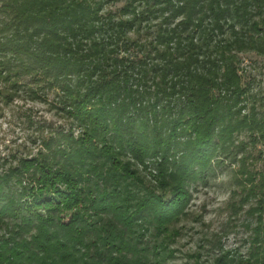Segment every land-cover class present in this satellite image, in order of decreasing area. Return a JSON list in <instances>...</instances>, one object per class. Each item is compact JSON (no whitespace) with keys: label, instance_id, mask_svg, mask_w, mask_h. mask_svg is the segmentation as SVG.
<instances>
[{"label":"trees","instance_id":"1","mask_svg":"<svg viewBox=\"0 0 264 264\" xmlns=\"http://www.w3.org/2000/svg\"><path fill=\"white\" fill-rule=\"evenodd\" d=\"M110 1L0 0L5 98L44 82L70 120L0 173V264H166L226 161L255 220L250 254L213 264H264V106L240 70L264 57V0Z\"/></svg>","mask_w":264,"mask_h":264},{"label":"rangeland","instance_id":"2","mask_svg":"<svg viewBox=\"0 0 264 264\" xmlns=\"http://www.w3.org/2000/svg\"><path fill=\"white\" fill-rule=\"evenodd\" d=\"M125 2L112 0L104 12L121 15ZM148 35L145 30L141 38L146 39ZM240 70L249 96L264 106V57L241 55ZM27 81L35 83L32 85L37 90L35 80L29 77L24 82ZM2 83L0 79V173L15 166L19 158L36 154L42 149V140L70 126L55 92L47 90L44 82H40L44 92L35 100L22 91L14 99L5 98L8 92L2 89ZM239 165L226 161L192 187L193 199L188 214L175 226L180 234L171 246L174 257L166 264H213L221 250L237 251L236 254L244 256L250 254L247 241L251 230L245 223L254 222L248 210L256 202L242 203ZM251 165V169L264 170L262 161L251 162Z\"/></svg>","mask_w":264,"mask_h":264}]
</instances>
